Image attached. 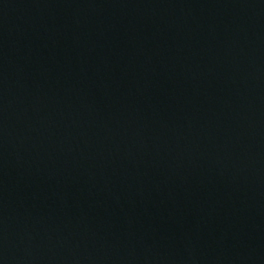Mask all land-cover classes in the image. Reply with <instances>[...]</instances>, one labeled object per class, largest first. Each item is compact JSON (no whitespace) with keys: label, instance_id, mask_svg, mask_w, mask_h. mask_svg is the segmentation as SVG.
<instances>
[{"label":"water","instance_id":"water-1","mask_svg":"<svg viewBox=\"0 0 264 264\" xmlns=\"http://www.w3.org/2000/svg\"><path fill=\"white\" fill-rule=\"evenodd\" d=\"M0 264H264V0H0Z\"/></svg>","mask_w":264,"mask_h":264}]
</instances>
